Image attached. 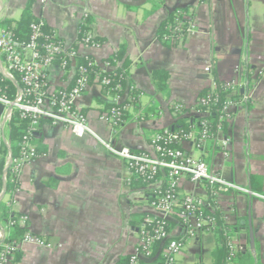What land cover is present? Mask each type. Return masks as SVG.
I'll use <instances>...</instances> for the list:
<instances>
[{
    "label": "crops",
    "instance_id": "obj_1",
    "mask_svg": "<svg viewBox=\"0 0 264 264\" xmlns=\"http://www.w3.org/2000/svg\"><path fill=\"white\" fill-rule=\"evenodd\" d=\"M28 3L32 15L66 47L77 43L80 24L89 15L91 35L104 41L79 44L78 51L102 70H110L105 59L126 46L139 102L122 125L113 128L106 119L114 95L96 81L76 103L96 133L116 147L151 150L155 133L173 128L181 118L201 116L194 107L202 91L217 81H235L238 105L217 139L204 149L194 140L182 147L214 173L264 193V0H0V20L19 19ZM179 8H188L195 27L184 41L168 47L158 38V28ZM156 70L169 73L165 91L154 82ZM75 72L76 63L66 70L55 63L46 76L48 91L71 86ZM176 103L187 111L178 115ZM36 135L47 151L24 166L13 211L28 215V229L53 246L24 244L16 264H116L130 255L140 239L142 216L152 213L151 198L163 182H136L125 163L89 134L44 122ZM224 139L230 140L227 146ZM5 140L10 141L6 109L0 104V149ZM179 191L209 203L232 239L264 264V201L237 192L212 194L205 183L194 184L187 176ZM175 217L171 234L177 237L182 225ZM218 246L216 234L202 229L175 264H215L211 253Z\"/></svg>",
    "mask_w": 264,
    "mask_h": 264
},
{
    "label": "built area",
    "instance_id": "obj_2",
    "mask_svg": "<svg viewBox=\"0 0 264 264\" xmlns=\"http://www.w3.org/2000/svg\"><path fill=\"white\" fill-rule=\"evenodd\" d=\"M47 0H42L45 2ZM188 20L187 28L182 30L179 25L173 29L174 41H184L194 30L195 24L192 17L186 15ZM39 19V18H37ZM31 23L32 34L27 42L16 40L13 35L0 28V67L11 78L15 80L19 76L22 88L17 95L11 99L0 93V104L6 109V123L8 131L15 111L20 113L22 119H29L30 125L25 130L20 144V151L17 157L11 158L10 151L6 155L4 171L0 174V202H5L13 210L15 205L14 194L7 193V183L10 180H17L24 166L37 158L36 146L33 139L42 120L49 121L52 125L63 126L70 129L76 135L89 134L97 139L106 150L121 159L127 171L137 175L143 180L150 181L160 172L166 173V184L164 191L161 188L155 191L154 199L150 201L152 213L148 214L140 223V239L135 250L129 255L125 264H142L153 258L154 246L157 243L164 244L162 255L165 264H175L177 256L182 252L186 243L194 239L202 229H213L214 221L207 220L203 213L205 208L214 212L215 209L209 203L196 195H182L179 191L180 180L187 176L194 184L205 183L208 191L212 194L222 193H244L264 201V193L254 191L248 187L234 183L222 175L214 173L207 162L195 158L189 154L182 144L194 140L198 148L204 149L206 144L223 131L224 125L233 117L235 108L238 105L234 92L237 83L232 80L217 81L208 89V92L199 97L194 111L206 118L216 111L219 114L217 129L214 131L209 119L205 118L200 122V128L193 126L189 131H174L168 128L155 133L150 140L151 150L136 151L130 147H116L110 141H106L89 125L86 114L77 108V100L89 87V72L86 66H77L79 51L58 40L59 36L53 30L46 34L42 31V22ZM183 34H180L182 33ZM179 33V34H177ZM44 38L46 42L39 46V39ZM93 36L88 34L84 39L85 45L96 46ZM30 52V56H27ZM57 56L62 59L58 64L66 70L70 65L76 63V77L73 86L60 88L49 92L46 85V76L49 69L55 64ZM95 63V62H94ZM209 70V67L206 68ZM102 84H109V79L104 78ZM114 89H120L116 86ZM114 95V104H121L125 101L127 94ZM132 107L123 105L114 107L105 113L106 119L113 128L124 122L123 113L128 112ZM185 106L181 103L173 105L176 113H182ZM229 139H224L223 144L227 146ZM180 144L181 148H173L172 144ZM5 145L10 148V141L5 140ZM2 155L0 154V161ZM5 168L8 171L5 172ZM9 172L10 175H9ZM130 182V179L129 181ZM177 214L182 225V232L177 238L167 229V221L173 219ZM29 216L16 214L15 217L5 220L0 218V264H16V254L22 250L24 244H36L52 247L42 237L33 234L29 229ZM20 227L25 230L19 242H6L14 228ZM232 252H245L247 247L234 239L227 243ZM232 264V262H228Z\"/></svg>",
    "mask_w": 264,
    "mask_h": 264
},
{
    "label": "trees",
    "instance_id": "obj_3",
    "mask_svg": "<svg viewBox=\"0 0 264 264\" xmlns=\"http://www.w3.org/2000/svg\"><path fill=\"white\" fill-rule=\"evenodd\" d=\"M186 15L189 16V10L188 8H179L173 12H171L168 17L160 24L158 28V38L168 47L172 46L174 43L179 42L178 39L174 41V33L173 29L178 26L179 21L182 23L179 25V28L182 30H185L187 28L188 20L186 18ZM41 21L34 17L31 13V4L28 3L26 7L24 8L22 15L19 19H3L0 20V28L5 29L9 31L13 37L21 42H27L29 41L32 29H31V23L34 21ZM90 24L91 19L90 16H86L79 27V39L77 43L72 46L74 49L78 50L79 44H84V39L88 34H90ZM42 31L46 34L51 33L53 29H51L45 21L42 22ZM179 34V33H177ZM183 34V31L182 33ZM58 40L62 41L60 38ZM103 39L99 38H93V42L96 44V46H99L103 43ZM39 46L42 45L44 42H46V39L40 38L39 39ZM63 42V41H62ZM62 57L57 56L55 59V63L59 64ZM94 59L90 56H81L78 55L77 57V66H86L88 68L89 72V84L96 81L101 85L104 92L107 94H117V95H124L127 94V97L125 101L121 104H108L106 108V113H108L112 108L121 107L123 105H130L131 107H136L137 103L139 102V91L136 88V86L133 84V82L130 79V59L127 56V48L125 45H121L118 49L114 51L108 58L105 59L106 64L111 68L110 70H102L96 63H94ZM71 66V65H70ZM69 66V67H70ZM68 67V68H69ZM154 82L157 86V88L161 91H165L167 89L168 85V78L169 73L165 70H156L152 74ZM76 77V73L74 76V79ZM104 78L109 79V84H102V80ZM15 80L18 82L20 89L22 88V83L19 78V76L15 77ZM74 83V80H73ZM73 83L71 86H73ZM120 86V89H114L116 86ZM208 92V89L202 91L199 95V97L205 95ZM0 93L5 94L9 98L13 99L17 93V87L11 81L10 79H7L6 77L2 76L0 78ZM187 109L184 108L182 113H179L178 115L183 114L186 112ZM128 112L123 113V120L127 117ZM218 117L219 114L216 111H213L210 113V115L207 117L210 121V125L212 129L215 131L217 129L218 124ZM205 116H200L198 118H194L192 121H188V119L181 118L179 121L175 124L173 127L174 131H189L193 126H197L200 128V122L205 119ZM206 118V119H207ZM48 122L46 120H42L40 122L39 127L42 123ZM51 124V123H50ZM30 125L29 119H22L20 117V113L18 111H15L13 114L12 121L10 123V130H9V138H10V148H8L4 142H2V146L0 149V154L2 155V159L0 161V174L3 173L4 165H5V158L8 153V151L11 150L13 157H17L20 151V144L22 141V137L25 133V130ZM226 124L224 125V127ZM38 131V130H37ZM33 144L36 146V152L37 157L39 155H42L46 153L47 148L44 145H41L37 140V135H35L33 139ZM171 147L173 148H181V145L178 144H172ZM11 172H9L10 175ZM133 179L136 182H140L143 184H151L155 181L161 180L163 182V185L161 187V191H164L166 184V173L160 172L157 175L154 176V178L150 181L143 180V178L138 177L137 175L133 176ZM19 183L17 180H14L11 182L10 180L7 183V193H13L18 190ZM1 189V187H0ZM155 193H153L154 196ZM152 196L151 200L154 199ZM204 215L206 216V219L211 221H214V228L210 229L213 233L216 234L219 246L216 248L211 254L213 259L215 260V264H228V262H232V264H258L256 257L254 256L253 252L248 249L245 252H232L230 248L228 247L227 243L229 239L232 238L231 236V229L223 224V222L220 219V214L217 211H210L208 208H205L203 210ZM148 214L143 215L141 221L144 217H146ZM16 216L15 211L11 209L10 206H8L5 202H0V218L4 222L5 220H8L10 218H13ZM174 216L177 217L178 221H180L177 214ZM175 217V218H176ZM173 219H169L167 221V229L171 233L172 227H173ZM141 223V222H140ZM140 226V225H139ZM25 230L17 227L14 228L11 231L10 236L7 238L6 242H19L21 238L23 237ZM172 238H177L176 236L172 235ZM164 244L157 243L154 246L153 251V258L150 261L143 262L142 264H165V259L162 255V247ZM20 258V253L18 252L16 254V262ZM129 259V255L121 260H119L116 264H125L127 263Z\"/></svg>",
    "mask_w": 264,
    "mask_h": 264
},
{
    "label": "water",
    "instance_id": "obj_4",
    "mask_svg": "<svg viewBox=\"0 0 264 264\" xmlns=\"http://www.w3.org/2000/svg\"><path fill=\"white\" fill-rule=\"evenodd\" d=\"M0 7H2V5L0 6ZM0 62H1V59H0ZM0 72H1V74L4 76V77H6L7 79H10L11 81H13V83L16 85V87H17V90H18V92L20 91V86H19V84H18V82L16 81V80H14V79H11L2 69H1V67H0ZM10 154H11V158H12V152H11V150H10ZM8 171V168H5V172H7ZM251 247H252V249L254 250V241H253V239H252V241H251Z\"/></svg>",
    "mask_w": 264,
    "mask_h": 264
},
{
    "label": "rangeland",
    "instance_id": "obj_5",
    "mask_svg": "<svg viewBox=\"0 0 264 264\" xmlns=\"http://www.w3.org/2000/svg\"><path fill=\"white\" fill-rule=\"evenodd\" d=\"M194 24H195V23H194ZM198 258H199V257H198ZM198 258H197V259H198ZM197 259H195V260H197ZM195 264H198V261H196Z\"/></svg>",
    "mask_w": 264,
    "mask_h": 264
}]
</instances>
